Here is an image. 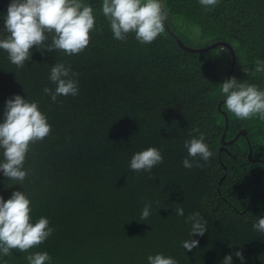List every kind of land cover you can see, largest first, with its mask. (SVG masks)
<instances>
[{
    "label": "trees",
    "instance_id": "1",
    "mask_svg": "<svg viewBox=\"0 0 264 264\" xmlns=\"http://www.w3.org/2000/svg\"><path fill=\"white\" fill-rule=\"evenodd\" d=\"M10 2L0 0V39ZM81 2L95 19L82 52L42 54L33 46L17 68L0 49V123L6 101L18 94L37 102L51 126L29 146L23 188L0 171V196L25 191L30 222L46 217L54 229L29 251L47 252L51 264H148L158 253L178 264H222L233 254L232 264H241L237 251L243 264H264V234L252 227L264 216V121L239 119L225 106L228 45L190 50L176 39L197 48L228 42L236 54L232 77L264 90L254 64L264 60V0H219L207 11L198 0H161L170 29L164 24L150 44L134 32L114 39L102 0ZM58 62L79 74V92L54 103L43 89H55L49 75ZM200 133L214 155L203 168H185L182 160L191 157L184 141ZM150 147L161 150L163 163L150 173L131 170L133 154ZM149 201L151 215L141 221ZM178 204L183 217L175 215ZM194 212L207 222L203 236H190L185 220ZM190 239L199 244L187 251L181 244ZM26 255L14 249L0 264H27Z\"/></svg>",
    "mask_w": 264,
    "mask_h": 264
},
{
    "label": "clouds",
    "instance_id": "2",
    "mask_svg": "<svg viewBox=\"0 0 264 264\" xmlns=\"http://www.w3.org/2000/svg\"><path fill=\"white\" fill-rule=\"evenodd\" d=\"M207 11L209 7L218 5L219 0H198ZM161 0H102L101 11L107 19L113 37L126 41L127 34L135 33L141 44H150L164 31V21L167 12L163 10ZM95 19L93 8L83 4L81 0H11L4 16V32L7 35L0 39V49L8 53V59L17 68H23L31 59L30 49L62 50L67 55L82 52L89 44L90 31L94 30ZM99 31L100 29H95ZM51 43H47L48 35ZM255 72L264 73V60L254 61ZM78 73L72 71L71 65L56 63L51 67L49 80L55 89L45 87L46 95L56 102L59 96L78 95ZM221 92L225 95V106L239 119H249L255 116L264 121V90L256 85L238 81L235 76L225 79ZM51 126L46 116L38 109V103L29 102L20 95H14L6 101L4 119L0 123V150L3 160L0 161V171L4 177L16 181L21 187L30 170L24 168L26 154L30 144L43 141L50 133ZM199 133V129H193ZM205 136H193L184 141L188 157L182 160L185 168H203L214 153L204 143ZM199 158V159H197ZM203 160L204 164L199 161ZM163 163L161 150L150 147L133 154L129 168L137 173L151 170ZM23 188V187H22ZM30 200L25 191H14L6 201L0 196V260L12 255V250L27 253V264H51L52 258L47 252H30L29 250L45 242L54 232L46 217H40L35 223L30 222ZM151 201L146 202L140 212V220H147L151 215ZM175 215L183 217L184 208L178 204ZM186 223L191 225L190 236H203L207 230V222L199 212L186 217ZM252 227L264 234V216L258 217ZM199 244L198 240L182 241L181 246L192 251ZM234 255L243 264L244 256L240 251ZM148 264H178L172 257L163 254L149 255ZM233 254H228L222 264H232ZM4 264H7L4 261Z\"/></svg>",
    "mask_w": 264,
    "mask_h": 264
},
{
    "label": "water",
    "instance_id": "3",
    "mask_svg": "<svg viewBox=\"0 0 264 264\" xmlns=\"http://www.w3.org/2000/svg\"><path fill=\"white\" fill-rule=\"evenodd\" d=\"M163 10H164V8H163ZM164 24H165V26L168 28V29H170L169 28V26H168V23H167V20L166 21H164ZM176 39H177V41L182 45V46H184L185 48H187V49H190V50H204V49H209V48H213V47H216V46H218V45H228L230 48H231V51H232V63H231V67H230V69H229V71H228V79H230L231 77H232V73H233V70H234V67H235V64H236V54H235V51H234V49L231 47V45L228 43V42H226V41H217V42H214V43H212V44H210V45H208V46H205V47H191V46H188V45H186L181 39H180V37L178 36V35H176ZM220 104H221V102H220ZM228 122V121H227ZM228 126V124L226 123V127ZM241 132H243V133H246V131L245 130H241L240 131V133ZM225 133L226 132H224L223 133V135H222V139H223V142H227L226 140H225ZM240 133H238V135L240 134ZM237 135V136H238ZM236 136V137H237ZM233 140V139H232ZM231 140V141H232ZM249 156H250V158L252 159V160H254V159H256V158H253L252 157V150H250L249 151Z\"/></svg>",
    "mask_w": 264,
    "mask_h": 264
},
{
    "label": "flooded vegetation",
    "instance_id": "4",
    "mask_svg": "<svg viewBox=\"0 0 264 264\" xmlns=\"http://www.w3.org/2000/svg\"><path fill=\"white\" fill-rule=\"evenodd\" d=\"M238 133H240V132H238Z\"/></svg>",
    "mask_w": 264,
    "mask_h": 264
},
{
    "label": "bare ground",
    "instance_id": "5",
    "mask_svg": "<svg viewBox=\"0 0 264 264\" xmlns=\"http://www.w3.org/2000/svg\"><path fill=\"white\" fill-rule=\"evenodd\" d=\"M235 202V201H234Z\"/></svg>",
    "mask_w": 264,
    "mask_h": 264
}]
</instances>
